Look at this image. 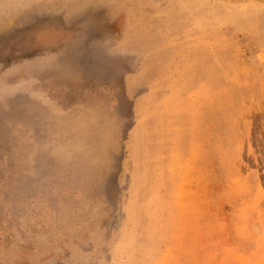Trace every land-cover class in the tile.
I'll use <instances>...</instances> for the list:
<instances>
[{"label": "rangeland", "instance_id": "obj_1", "mask_svg": "<svg viewBox=\"0 0 264 264\" xmlns=\"http://www.w3.org/2000/svg\"><path fill=\"white\" fill-rule=\"evenodd\" d=\"M0 264H264V0H0Z\"/></svg>", "mask_w": 264, "mask_h": 264}, {"label": "bare ground", "instance_id": "obj_2", "mask_svg": "<svg viewBox=\"0 0 264 264\" xmlns=\"http://www.w3.org/2000/svg\"><path fill=\"white\" fill-rule=\"evenodd\" d=\"M230 68V67H229ZM209 71V70H208ZM213 71V70H212ZM217 72V71H216ZM210 73V72H209ZM212 73V72H211ZM227 73V72H226ZM198 74V73H197ZM207 74V73H206ZM229 74V73H228ZM209 75V74H208ZM219 75H220V73H219ZM226 75V74H225ZM217 82V81H216ZM234 91V90H233ZM235 99H237V97L235 98ZM180 119V118H179ZM209 119V118H208ZM194 124V123H193ZM193 126V125H192ZM140 127L137 129V131H135L134 133H133V139H134V141L136 142L137 141V139H138V136H139V133H140ZM184 130V129H183ZM136 150V149H135ZM138 166L140 167V165L138 164ZM136 182V181H135Z\"/></svg>", "mask_w": 264, "mask_h": 264}]
</instances>
